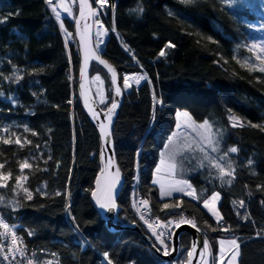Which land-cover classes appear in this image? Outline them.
Wrapping results in <instances>:
<instances>
[{"label": "trees", "instance_id": "trees-1", "mask_svg": "<svg viewBox=\"0 0 264 264\" xmlns=\"http://www.w3.org/2000/svg\"><path fill=\"white\" fill-rule=\"evenodd\" d=\"M55 1L0 0V219L21 235L23 255L39 264H170L144 239L155 244L136 210L140 197L162 224L195 226L215 253L218 239L233 236L240 264H264V70L251 51L264 0H91L107 26L99 53L121 81L146 77L124 91L113 130L125 184L115 221L138 231L108 229L91 201L100 143L79 98L78 6L58 22ZM90 69V80L104 79L106 101L97 103L107 109L111 79L97 62ZM184 108L223 129L233 166L187 175L198 200L161 199L154 170ZM214 193L217 219L202 205ZM179 240L172 264H184L190 248L189 234Z\"/></svg>", "mask_w": 264, "mask_h": 264}, {"label": "rangeland", "instance_id": "rangeland-1", "mask_svg": "<svg viewBox=\"0 0 264 264\" xmlns=\"http://www.w3.org/2000/svg\"><path fill=\"white\" fill-rule=\"evenodd\" d=\"M74 2L75 0H56L53 2L51 7H53V13L58 22L65 16L73 18ZM100 4L101 2H95V5L98 7L94 9L93 12V16H95L93 37L95 38L94 45L98 52L104 48V40L107 37V26H105L100 19L102 16H99V14L103 15L102 13L104 12V8ZM257 29L259 31V39L253 42L251 51L253 58L256 59V61H260L259 67L264 70V23L258 26ZM123 78L121 86L124 89L123 91L126 92L130 90L132 85H139L140 82L142 83L146 77L139 72L124 74ZM92 80L91 85L95 91L94 95L98 103L102 105L106 101L104 79L97 75L94 76ZM176 118L174 130H172L171 134L168 136L167 141L164 142L161 152L159 153V162H157L155 167V171L159 172L157 174L159 176L157 179L166 178L161 174L167 172V174L176 178L172 185L178 192H184L182 195L198 200L201 196L200 191H197L191 181L184 177V175L189 176L197 171L205 169H209V171L219 173L220 175H226L229 171L231 172L233 163L229 157V153L222 151L224 131L221 127L214 126V124L206 119L204 121H196L185 108L176 111ZM235 151L236 149L234 148L230 153H235ZM214 197L220 198L219 194L215 193L209 198L207 203L203 200L205 204L202 203V205L217 218V216H219V214L216 215L219 202L216 203ZM180 221H182L181 223L186 222L184 219ZM143 222L144 225H142L150 231L148 227L151 225L148 223L145 224V221ZM174 223L175 222H171L168 225H164L160 222L159 227L163 230H167L170 226L175 225ZM174 227L176 228L177 226ZM173 231L172 229L170 232L173 233ZM150 232L152 233V231ZM171 243L172 237L171 242L167 245L170 249L168 250L169 253L171 252ZM217 243L219 245V253H217L216 250V254L212 244L206 241V249L203 247L201 254L204 255L202 263L208 261V264H211L214 258V261L218 264H240L239 256L241 253L238 249V245L232 248L235 243H239L236 238H233V236L220 238ZM157 249L159 250V247ZM46 260L48 259L46 258ZM176 264H180V262L178 261Z\"/></svg>", "mask_w": 264, "mask_h": 264}, {"label": "water", "instance_id": "water-1", "mask_svg": "<svg viewBox=\"0 0 264 264\" xmlns=\"http://www.w3.org/2000/svg\"><path fill=\"white\" fill-rule=\"evenodd\" d=\"M78 6L76 18L74 19V37L80 56V71L78 78V91L80 104L85 116L91 122L92 127L98 132L99 138V160L100 170L95 177L91 191V201L102 217L107 221L108 229H137L135 225H120L116 223V213L119 210L118 197L123 189L124 177L119 169V163L116 161L114 149L113 130L117 122L118 114L121 111V105L124 89L121 86V78L116 72V68L106 61L97 51L94 45L93 28L94 17L93 5L91 0H75ZM92 62H97L106 69L114 91L112 104L107 109H102L96 101L94 90L90 80V67ZM182 233L190 235V248L185 258L184 264L198 263L199 249L202 243V233L188 222L180 223L172 233L174 249L169 255H163L156 251V255L163 261L169 262L179 257L180 240ZM149 243L148 238L145 239Z\"/></svg>", "mask_w": 264, "mask_h": 264}, {"label": "built area", "instance_id": "built-area-1", "mask_svg": "<svg viewBox=\"0 0 264 264\" xmlns=\"http://www.w3.org/2000/svg\"><path fill=\"white\" fill-rule=\"evenodd\" d=\"M136 210L139 215V219L145 221V224L151 225L150 230L153 231L152 235L156 236V238L163 239V231L159 228V219L158 216L152 215L149 204L143 198L138 197L134 199ZM141 220L142 223H144ZM182 221L175 222L173 226H178ZM144 225V224H143ZM169 233V231H168ZM170 235V233H169ZM155 238V237H154ZM21 242V235L15 231V229L7 222H2L0 219V264H39L36 262H32L30 258H27L23 254L25 253L24 246ZM48 259V258H47ZM23 260V261H22ZM2 261V262H1ZM50 261L51 260H44ZM54 262L50 263L53 264Z\"/></svg>", "mask_w": 264, "mask_h": 264}, {"label": "crops", "instance_id": "crops-1", "mask_svg": "<svg viewBox=\"0 0 264 264\" xmlns=\"http://www.w3.org/2000/svg\"><path fill=\"white\" fill-rule=\"evenodd\" d=\"M154 172H155V174L153 175L152 181H153L154 185H156V187L158 188L159 197L161 199L170 198V197L177 196V195L178 196H185V195H182V193H184V192H178L176 190V188L172 185V183H174V180L176 179L174 176H171V175L167 174V172H165V173H163L161 175L162 176H165L166 178H164V179H157V177H159L157 175L159 172H156L155 170H154ZM184 177H186V176L184 175ZM186 186H188V185H186ZM212 195H209L208 198H203V200L206 201L205 203L208 202L209 198H211ZM214 200L216 201V203L220 202V198L214 197ZM217 211H218V209H217ZM219 213L220 212L218 211L216 213V215H218ZM213 217L216 218L215 216H213ZM218 217L219 216H217V218ZM238 244L239 243H235L234 246H232V248L235 247V246H237ZM217 253H219V245H217ZM201 264H208V261H205V263L203 262Z\"/></svg>", "mask_w": 264, "mask_h": 264}, {"label": "bare ground", "instance_id": "bare-ground-1", "mask_svg": "<svg viewBox=\"0 0 264 264\" xmlns=\"http://www.w3.org/2000/svg\"><path fill=\"white\" fill-rule=\"evenodd\" d=\"M92 3V2H91ZM92 5H93V3H92ZM93 12H94V7H93ZM148 203V202H147ZM150 208V207H149ZM97 210V209H96ZM140 220H142V219H140ZM143 224V223H142ZM159 224H160V220H159ZM160 228V227H159ZM161 229V228H160ZM174 230L175 229V227L172 225V226H170L167 230H163V229H161L162 231H163V235H164V237H163V239H161V238H156V236H153L152 234L153 233H151L150 231H148L149 233H150V235L151 236H153V239H154V242H155V244L156 245H158L159 247H160V249L158 250L157 249V246L151 241V240H149L148 239V241H149V243H147V244H149L151 247H152V249H153V251L154 252H156V251H158L159 253H161V254H163V255H168V253H169V251L168 250H170L169 249V247L167 246V245H169V243L171 242V234H172V232H170L171 230ZM168 231H169V233H170V235H169V233H168ZM153 232V231H152ZM155 237V238H154ZM202 237H203V235H202ZM148 237H146V236H144V239H147ZM204 243V237L202 238V243H201V246H200V249H199V258L197 259L198 260V263H196V264H201L202 263V258H203V256L204 255H201L202 254V249H203V247L205 248V245L203 244ZM172 247H171V252L173 251V247H174V245H173V240H172ZM170 252V253H171ZM179 254H180V252H179ZM179 256V255H178ZM177 259H178V257L175 259V260H172V261H169V262H167V263H170V264H172V263H175L176 261H177ZM166 262V261H165ZM211 264H218L217 262H215L214 261V258L212 259V262H211Z\"/></svg>", "mask_w": 264, "mask_h": 264}]
</instances>
